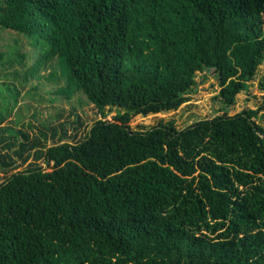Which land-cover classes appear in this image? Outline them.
I'll return each mask as SVG.
<instances>
[{
	"label": "trees",
	"instance_id": "trees-1",
	"mask_svg": "<svg viewBox=\"0 0 264 264\" xmlns=\"http://www.w3.org/2000/svg\"><path fill=\"white\" fill-rule=\"evenodd\" d=\"M0 28L38 51L26 79L58 56L68 98L125 109L52 145L0 111V264H264V96L130 127L188 102L205 69L236 104L264 63V0H0Z\"/></svg>",
	"mask_w": 264,
	"mask_h": 264
},
{
	"label": "rangeland",
	"instance_id": "rangeland-1",
	"mask_svg": "<svg viewBox=\"0 0 264 264\" xmlns=\"http://www.w3.org/2000/svg\"><path fill=\"white\" fill-rule=\"evenodd\" d=\"M0 52V111L12 107L10 114L2 126L7 129L22 130L32 138L46 132L47 145L60 141V136L67 133L66 141L75 142L84 138L95 121L99 119L113 120L115 115L125 109L116 106L105 107L103 117L99 109L91 103L83 92L68 98L63 92L66 85L65 69L58 56L42 65L40 71L26 79V71L34 66L38 51L32 47L24 36L1 30ZM264 63L259 66L255 78L250 81L248 90L237 95V102L227 106L221 97L219 75L213 69H205L196 75V84L189 90L190 100L176 110L164 111L149 115H136L130 122L133 130L143 131L160 122H174L178 128H184L196 121L208 119L220 114H236L244 109H257L264 96ZM7 86L19 92L15 104L14 94H10ZM7 97V98H6ZM258 122L264 125V110L259 112ZM54 128L58 133L53 139ZM6 134H9V130ZM30 161H34L33 158ZM29 161V162H30ZM39 164L50 169L44 160ZM23 164L18 170H25ZM12 173V172H11ZM11 173L0 172V183Z\"/></svg>",
	"mask_w": 264,
	"mask_h": 264
}]
</instances>
